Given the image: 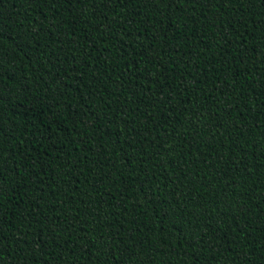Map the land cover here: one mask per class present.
I'll return each instance as SVG.
<instances>
[{
    "label": "trees",
    "instance_id": "trees-1",
    "mask_svg": "<svg viewBox=\"0 0 264 264\" xmlns=\"http://www.w3.org/2000/svg\"><path fill=\"white\" fill-rule=\"evenodd\" d=\"M0 264H264V0H0Z\"/></svg>",
    "mask_w": 264,
    "mask_h": 264
}]
</instances>
